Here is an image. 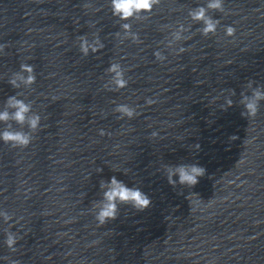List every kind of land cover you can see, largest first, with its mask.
Segmentation results:
<instances>
[{"label": "water", "instance_id": "1", "mask_svg": "<svg viewBox=\"0 0 264 264\" xmlns=\"http://www.w3.org/2000/svg\"><path fill=\"white\" fill-rule=\"evenodd\" d=\"M206 3L160 0L131 21L134 43L109 0H0V109L22 92L43 125L27 148L0 141V210L13 215L0 217V264H264V100L248 119L239 103L241 92L251 94L249 79L264 85V0L209 10L220 24L207 37L188 16ZM179 23L191 28L177 55L167 40ZM83 34L105 47L83 56ZM157 49L165 61L155 59ZM22 62L35 66L37 80L14 89L7 80ZM112 62L129 81L118 91L103 87ZM227 96L234 104L224 110ZM117 104L137 115L119 119ZM180 163L206 173L193 187H173L163 165ZM114 175L152 204L121 205L99 225L93 201ZM9 224L19 237L14 252L4 242Z\"/></svg>", "mask_w": 264, "mask_h": 264}, {"label": "clouds", "instance_id": "2", "mask_svg": "<svg viewBox=\"0 0 264 264\" xmlns=\"http://www.w3.org/2000/svg\"><path fill=\"white\" fill-rule=\"evenodd\" d=\"M159 3L160 0H109L111 13L120 21L119 26L123 36L130 38L134 43L140 42V37L138 33L132 31L131 21L147 17ZM209 10L223 13L225 11V0H207L206 6H197L188 10V16L191 21L202 24L198 31L206 37L209 34L215 35L220 24L219 19H215L208 14ZM190 28L191 25L186 27L183 23H179L174 30L170 31L167 47L174 49L177 55L182 54L186 49L183 46L176 49L174 46L178 42L188 39V36L184 35V33L188 32ZM120 34V32L116 33L118 36ZM234 34L235 28L231 25H226L225 35L233 36ZM78 40L79 51L83 56H88L90 52L96 53L105 47L98 35L90 40L87 34H83L78 37ZM6 47V44H0V53H3ZM153 55L157 61L163 62L167 59L165 53L159 49L155 50ZM105 72L110 74V78L103 86L105 89L118 91L127 87L129 81L126 78L125 69L120 63H110ZM36 80L35 66L22 62L19 65V70L12 72L7 82L14 89H20L22 87L31 88L36 83ZM254 84V80L249 79L247 81L246 87L251 90V94L241 92L239 101L244 107L241 115L247 119L257 115L260 109V101L264 100V85L254 87ZM231 95H235V90H231ZM21 96H23L22 92L9 95L4 102L3 108L0 109V123L6 125L0 130V141L12 148H27L34 140V134L43 128L41 115L33 111L31 101L19 98ZM154 102L151 97L145 98L146 104ZM233 104L234 101L230 96H227L221 109L226 110ZM113 112L120 114L119 119L125 117L133 119L137 115L136 109L127 104H117ZM12 122H15L19 127H14ZM25 126L28 129L27 131ZM105 134V130L101 129L100 135ZM151 135H156V133ZM193 147L199 149L200 146L195 144ZM163 170L168 183L173 187L177 184L193 187L199 182V178L206 173V169L197 163L164 164ZM96 171L100 172L102 169L98 167ZM125 173L127 174V172ZM175 177H178V179H175ZM99 188L101 190V199L93 201L94 217L99 225L115 220L120 213L121 205H129L137 211H144L152 204L151 198L139 187H129L122 180L117 179L115 175L110 180L102 179L99 183ZM0 217L3 218L5 223L13 220V215L7 210H0ZM16 222L18 223V220ZM12 226V224H9L5 230L4 242L8 249L14 252L16 251L19 237L15 231L11 230Z\"/></svg>", "mask_w": 264, "mask_h": 264}]
</instances>
